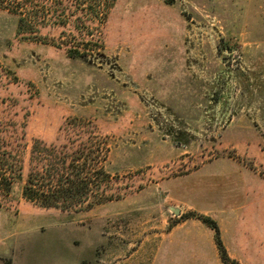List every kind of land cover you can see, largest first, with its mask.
I'll use <instances>...</instances> for the list:
<instances>
[{
  "label": "rangeland",
  "instance_id": "rangeland-1",
  "mask_svg": "<svg viewBox=\"0 0 264 264\" xmlns=\"http://www.w3.org/2000/svg\"><path fill=\"white\" fill-rule=\"evenodd\" d=\"M72 13L32 35L0 11V264H223L199 216L231 261L264 264V0ZM36 142L102 171L84 206L112 200H25ZM205 165L169 191L212 208L174 203L163 184Z\"/></svg>",
  "mask_w": 264,
  "mask_h": 264
},
{
  "label": "trees",
  "instance_id": "trees-1",
  "mask_svg": "<svg viewBox=\"0 0 264 264\" xmlns=\"http://www.w3.org/2000/svg\"><path fill=\"white\" fill-rule=\"evenodd\" d=\"M113 2L114 0H0V11H6L16 17L18 34L34 35L38 34L39 29L48 22L53 26L62 27L74 24L75 22H69L66 16L73 15L72 12L75 11H80L81 14L93 11L102 23L112 8ZM75 51L70 50L71 57L77 54ZM38 145L39 142L34 144L31 153L35 166L30 169L27 175L22 193L25 200L37 203L46 209L64 212H78L89 209L94 204L100 205L104 200H112V197L105 198L101 193L97 196L94 194L92 205L84 206L91 197L90 193H94L92 191L93 184L94 187H97L95 191H99V187L95 183L96 178H93L92 175L95 174L98 177L103 174L102 171L90 172L85 168V163L75 166V161L66 165L65 160L58 156L59 153L55 148L47 150ZM0 165V182L9 186L8 176L2 172L4 163H0ZM199 219L214 231V240L222 263L236 264L226 254L216 222L204 216H199Z\"/></svg>",
  "mask_w": 264,
  "mask_h": 264
},
{
  "label": "crops",
  "instance_id": "crops-1",
  "mask_svg": "<svg viewBox=\"0 0 264 264\" xmlns=\"http://www.w3.org/2000/svg\"><path fill=\"white\" fill-rule=\"evenodd\" d=\"M212 163H215V162H211L209 163L208 165H211ZM208 165H205V166H202L200 167L199 169H197L196 171L188 174V175H185V176H182V177H177L173 180H169V181H166L163 185H165V188L167 189V192H168V196L169 198L174 202V203H177V204H186L189 208H194V209H197V210H200L201 212H207L209 211L208 209L209 208H212V206H208V205H201V204H198V203H195V202H186L184 200H181L179 197H175L173 195V193L171 191H169V184H171L172 182L174 181H178V180H181V179H184V178H187V177H192V176H195L196 174H199V172L206 166Z\"/></svg>",
  "mask_w": 264,
  "mask_h": 264
},
{
  "label": "water",
  "instance_id": "water-1",
  "mask_svg": "<svg viewBox=\"0 0 264 264\" xmlns=\"http://www.w3.org/2000/svg\"><path fill=\"white\" fill-rule=\"evenodd\" d=\"M174 210V214H178L179 213V210L177 209H173Z\"/></svg>",
  "mask_w": 264,
  "mask_h": 264
}]
</instances>
